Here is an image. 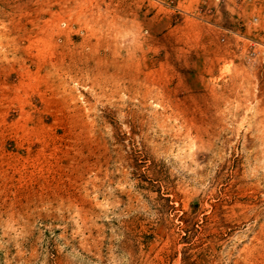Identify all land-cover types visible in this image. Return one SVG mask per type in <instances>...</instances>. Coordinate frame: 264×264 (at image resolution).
<instances>
[{
  "label": "rangeland",
  "instance_id": "obj_1",
  "mask_svg": "<svg viewBox=\"0 0 264 264\" xmlns=\"http://www.w3.org/2000/svg\"><path fill=\"white\" fill-rule=\"evenodd\" d=\"M0 0V264H264V11Z\"/></svg>",
  "mask_w": 264,
  "mask_h": 264
},
{
  "label": "crops",
  "instance_id": "obj_2",
  "mask_svg": "<svg viewBox=\"0 0 264 264\" xmlns=\"http://www.w3.org/2000/svg\"><path fill=\"white\" fill-rule=\"evenodd\" d=\"M247 4L251 8L254 7L258 12L264 11V0H250V2H248Z\"/></svg>",
  "mask_w": 264,
  "mask_h": 264
}]
</instances>
